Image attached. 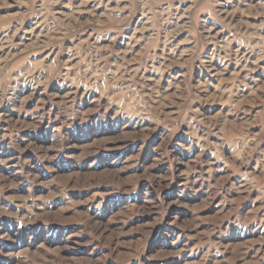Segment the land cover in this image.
Masks as SVG:
<instances>
[{"label": "rangeland", "instance_id": "1", "mask_svg": "<svg viewBox=\"0 0 264 264\" xmlns=\"http://www.w3.org/2000/svg\"><path fill=\"white\" fill-rule=\"evenodd\" d=\"M0 264H264V0H0Z\"/></svg>", "mask_w": 264, "mask_h": 264}]
</instances>
